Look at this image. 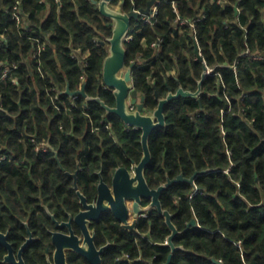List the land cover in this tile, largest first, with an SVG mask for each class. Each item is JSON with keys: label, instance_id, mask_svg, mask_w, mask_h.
Returning a JSON list of instances; mask_svg holds the SVG:
<instances>
[{"label": "trees", "instance_id": "1", "mask_svg": "<svg viewBox=\"0 0 264 264\" xmlns=\"http://www.w3.org/2000/svg\"><path fill=\"white\" fill-rule=\"evenodd\" d=\"M120 1L130 12L146 9L150 0L113 3ZM218 1L157 0L154 23L134 21L126 44L127 65L135 64L133 82L148 113L180 88L196 92L205 67L213 69L198 99L167 105V125L149 142L151 187L199 172L195 186L175 184L162 197L180 231L174 243L184 247L171 264H264V0ZM99 2L0 0V76L12 69L0 81V214L11 216V227L21 219H43L48 227L43 205L52 212L75 209L66 172L78 163L86 190L101 166L130 167L129 157H142L141 131L127 129L99 103L66 92L68 85L77 92L85 84L89 97L116 105L103 82L113 26ZM15 6L23 23L13 18ZM197 17L204 19L179 32V19ZM247 50L251 55H243ZM44 144L58 159L51 150L37 151ZM194 219L198 226L188 229ZM121 232L103 264L168 262L172 250L165 243L172 232L158 212L142 218L136 231Z\"/></svg>", "mask_w": 264, "mask_h": 264}, {"label": "water", "instance_id": "2", "mask_svg": "<svg viewBox=\"0 0 264 264\" xmlns=\"http://www.w3.org/2000/svg\"><path fill=\"white\" fill-rule=\"evenodd\" d=\"M113 1L114 0H100V2L98 3V7L100 13L104 17L112 20L113 34L112 37L108 39L110 47L109 54L104 61L103 82L104 85L112 91L116 100V105L114 107H111L100 97H89L86 93L85 84L83 88L77 92H71L70 87L68 85L66 92L71 96L80 94L85 97L89 102L99 103L108 114H113L119 117L126 127L132 128L134 131H141V143L144 150V157L140 164L135 167V172L133 174L125 168L118 170L116 176L122 174V184L121 182H119V180L117 181L116 178L115 188L113 191L115 198L112 197V192L103 183L100 186L101 195L98 200L97 206H88L86 204V198L84 197V195L79 192V196L81 197L82 203L85 204V207L87 209L108 210L109 205L105 203V199H107L109 203L113 206V212L116 216H118L120 213L119 209L122 210L121 221L125 224H128V208L125 199L134 201V211L136 218H139L140 215L144 213V211L156 209L157 212L165 218V222L172 232L166 244L172 250V253L169 256L168 262L166 264H171L174 253L180 250H184V247H178L174 243V240L180 234V231L173 222V215L168 210H165L163 208L162 201L160 198L164 191H166L168 188L172 187L175 184L188 182L195 186V180L199 175V172L196 173L190 179H186L183 175H180L178 178L170 180L166 184H163L158 187L157 189H151L145 175L146 169L152 161V153L150 150L149 142L155 130L159 128H165L167 125L165 115V109L167 105L179 98L198 99L202 95L203 83L206 77L208 76V71L207 67H205L202 79L199 81V88L196 92L186 91L183 88H180L176 93L171 92L166 98L160 99L158 107L151 113H148L144 105L145 98L144 96L142 97L140 95V93L135 88L133 82V67L135 66V64L132 63L129 67L127 65L126 44L129 42L128 37L131 34L133 22L138 21L142 15H148L149 13H151L152 7L156 4L157 0H150L146 9H142L140 11L131 10L130 12L123 11L121 10V8H115L114 6H112ZM140 96L141 101L138 103V99ZM129 101L132 105L137 106L136 110H132L130 108ZM1 110L2 108H0V111ZM202 173H207V171ZM74 177H77V173L74 175ZM104 194H106L107 197H102V195ZM143 199H151V203L145 209H142L140 206ZM90 214V212L82 213L78 216V219L81 216H90ZM197 226L198 221L194 219L188 224V229ZM129 227L132 228L134 226H128V228ZM66 238L68 240L67 243L63 244V247L62 245H59V249L61 251H63L62 249L66 248L74 249L88 258L89 255L86 249L74 246V244L70 242V239L68 237ZM103 251L104 250H101L100 252ZM100 262L101 260L99 259L98 262L93 264H100ZM63 264H67L65 254H63Z\"/></svg>", "mask_w": 264, "mask_h": 264}, {"label": "flooded vegetation", "instance_id": "3", "mask_svg": "<svg viewBox=\"0 0 264 264\" xmlns=\"http://www.w3.org/2000/svg\"><path fill=\"white\" fill-rule=\"evenodd\" d=\"M129 103L131 107V102L129 101ZM133 107L132 110L137 109L136 105H133ZM126 128L132 129L129 127ZM40 150L45 152L51 150L55 153V158L58 159V153L51 148L50 144H47V148L41 147L37 149V151ZM143 157L144 150L139 162H136L130 157L128 158L131 162L130 167L121 164L117 168L108 171L101 166L100 170L94 173L95 179L93 180L92 186L88 187L86 190L81 186L82 184H80L79 173L82 171L80 163H78L75 172L72 173L67 171L66 175L72 180V189L75 192L77 200L75 209H69L66 205L62 207V210L57 209L52 212L47 205H43L51 219L48 227L41 224L43 219H40L37 223L33 222L32 224L28 220L21 219L18 227H11L9 226L10 223H7L10 222L9 219L11 216L5 219L0 214V264H63V254H65L67 264H76V262L81 261L86 264H93L98 262L99 259L101 260L100 264H103L108 250L112 246H115L116 241H119L120 237H122L121 230L123 229L129 232L136 231L139 221L142 218H148L151 213L157 212V210L152 209L150 211H144L139 218H136L134 201L125 199L128 208V224H125L121 221L122 210L119 209L120 213L116 216L113 212V206L107 199H105V203L109 205L108 210L87 209L85 204L82 203L79 192L86 198V204L88 206H97L101 195L100 186L103 183L110 189L113 195L112 197L115 198L113 191L116 178L117 181L119 180L122 184V174L116 176L118 170L125 168L133 174L135 172V167L140 164ZM62 169L64 170L63 167ZM76 173L77 177L75 178L74 175ZM170 180L172 179L168 177L164 184ZM148 184L151 189L158 188L151 187L149 181ZM163 194L160 198L161 201ZM102 197L105 198L107 195L104 194ZM150 203L151 199H143L140 206L142 209H145ZM87 212L91 213L90 216L85 215L78 219L79 215ZM128 226L134 227L128 228ZM65 236L70 239V242L74 244V246L86 249L89 255L88 258L74 249L66 248L61 251L59 245L63 247V244H66L68 241ZM167 242L168 241H166L165 244H167ZM101 250L104 251L100 252ZM124 258L126 259L128 257L125 256ZM118 260L122 261V254L119 255Z\"/></svg>", "mask_w": 264, "mask_h": 264}, {"label": "built area", "instance_id": "4", "mask_svg": "<svg viewBox=\"0 0 264 264\" xmlns=\"http://www.w3.org/2000/svg\"><path fill=\"white\" fill-rule=\"evenodd\" d=\"M59 1H60V0H57V2H59ZM170 1H172V3H174V5H175V0H170ZM218 2H219L220 4H225V3H227V0H219ZM120 5H121V1H120ZM14 10H15V12H14V14H13V18H14L15 20H17L18 23H21V22L23 23V21L25 20V18H24V16L22 15V12H21L20 7L15 6V7H14ZM132 10L140 11V10L136 9L135 7H134ZM158 11H159V10H158L157 1H156V4L152 7V11H151V13H149L148 15H142L140 19L143 21V23H154V21L156 20V16H157V14H158ZM140 19H139V20H140ZM202 19H204V17H197L195 20H188V19H184V18L179 19V20H178L179 32H180V33H183V27H184V26H186V25H192V26H194V24H195L197 21H203ZM25 26L28 27L27 25H25ZM2 39H5V36H2ZM131 39H132V37L129 36V37H128V40L130 41ZM196 40H197V39H195V41H196ZM153 47L158 48V47H159V42L156 43V44H153ZM197 50H198V52H197ZM196 53L198 54L199 57L202 56L199 47H196ZM88 55H89V53L86 52V53L83 55V58H86ZM243 55H245V56H249V55H251V52H250L249 50H247ZM254 58H255V59H258V60H259V59H262L260 56H255ZM11 71H12V69H11L10 67H6V68L3 70V72H2V74H1V76H0V81L6 79ZM207 71H208V75H211L212 72H213V69L207 68ZM173 72H174V71H173ZM173 74H174V73H173ZM84 83H85V82H84ZM83 86H84V85H82V87L80 88V90L83 88ZM77 95H78V94L74 95L73 97L76 98ZM130 108H131V109L134 108L132 104H131V107H130ZM42 147H43V148H47V144L42 145Z\"/></svg>", "mask_w": 264, "mask_h": 264}, {"label": "rangeland", "instance_id": "5", "mask_svg": "<svg viewBox=\"0 0 264 264\" xmlns=\"http://www.w3.org/2000/svg\"><path fill=\"white\" fill-rule=\"evenodd\" d=\"M112 6H114L117 9L121 8L120 2L119 3H112ZM173 73H175V71ZM139 101H141V97H139L138 102Z\"/></svg>", "mask_w": 264, "mask_h": 264}]
</instances>
